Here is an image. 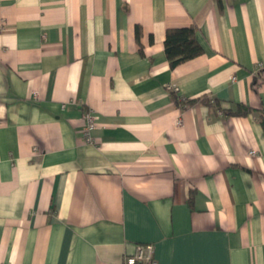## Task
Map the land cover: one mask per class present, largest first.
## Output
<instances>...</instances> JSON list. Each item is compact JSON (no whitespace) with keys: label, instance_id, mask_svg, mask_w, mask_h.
I'll list each match as a JSON object with an SVG mask.
<instances>
[{"label":"crops","instance_id":"1","mask_svg":"<svg viewBox=\"0 0 264 264\" xmlns=\"http://www.w3.org/2000/svg\"><path fill=\"white\" fill-rule=\"evenodd\" d=\"M259 64L264 0H0V264H264Z\"/></svg>","mask_w":264,"mask_h":264},{"label":"trees","instance_id":"2","mask_svg":"<svg viewBox=\"0 0 264 264\" xmlns=\"http://www.w3.org/2000/svg\"><path fill=\"white\" fill-rule=\"evenodd\" d=\"M221 4V0H217ZM197 29L194 26L185 28H172L168 29L165 37V54L172 68L176 67L180 63L189 61L203 54L204 50L196 37ZM142 31L139 26L136 27V39L140 42ZM173 95L174 101L181 106H186L195 103H203L208 106H216L215 101L210 99L201 98L196 100H185L181 98L177 93L170 92ZM228 115L233 116H248L252 113H258L256 110L245 106L243 104H237L233 110H227ZM261 125L264 130V112L260 113ZM191 197L190 202L192 203Z\"/></svg>","mask_w":264,"mask_h":264},{"label":"built area","instance_id":"3","mask_svg":"<svg viewBox=\"0 0 264 264\" xmlns=\"http://www.w3.org/2000/svg\"><path fill=\"white\" fill-rule=\"evenodd\" d=\"M255 80L257 83H264V67L262 64L257 67ZM167 90L179 95V89L175 86L168 85ZM84 116L87 123L84 131L85 141L89 144H96V140L93 137V132L97 127L96 117L92 112H87ZM123 264H158L155 258L154 246L151 244L138 246L132 254L124 258Z\"/></svg>","mask_w":264,"mask_h":264}]
</instances>
